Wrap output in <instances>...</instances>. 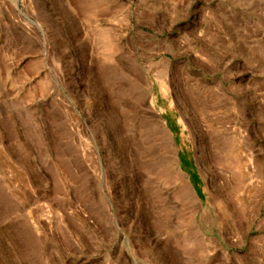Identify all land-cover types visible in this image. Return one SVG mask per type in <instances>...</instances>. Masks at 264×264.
Instances as JSON below:
<instances>
[{
    "label": "rangeland",
    "instance_id": "rangeland-1",
    "mask_svg": "<svg viewBox=\"0 0 264 264\" xmlns=\"http://www.w3.org/2000/svg\"><path fill=\"white\" fill-rule=\"evenodd\" d=\"M0 264H264V0H0Z\"/></svg>",
    "mask_w": 264,
    "mask_h": 264
}]
</instances>
